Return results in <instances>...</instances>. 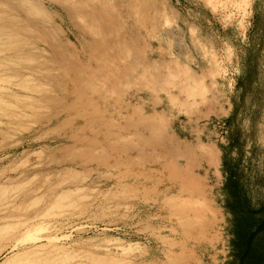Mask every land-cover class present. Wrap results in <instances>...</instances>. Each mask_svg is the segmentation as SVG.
Returning <instances> with one entry per match:
<instances>
[{
    "label": "rangeland",
    "instance_id": "rangeland-1",
    "mask_svg": "<svg viewBox=\"0 0 264 264\" xmlns=\"http://www.w3.org/2000/svg\"><path fill=\"white\" fill-rule=\"evenodd\" d=\"M157 3L144 39L148 62L166 73L155 91L112 70L96 75L81 46L89 37L47 4L59 42L103 83L80 101L104 122L41 101L28 108L31 99L0 115V225L35 233L46 222L41 242L61 264H264V227L240 262L264 219V0ZM24 71L45 82V71ZM146 118L163 124L160 139ZM63 189L73 195L44 215Z\"/></svg>",
    "mask_w": 264,
    "mask_h": 264
},
{
    "label": "bare ground",
    "instance_id": "bare-ground-1",
    "mask_svg": "<svg viewBox=\"0 0 264 264\" xmlns=\"http://www.w3.org/2000/svg\"><path fill=\"white\" fill-rule=\"evenodd\" d=\"M47 4L61 7L69 23L89 37L81 41V46L88 60L95 61L96 75L102 76L103 71L112 70L118 78L145 81L146 89L155 91L157 86L161 89L159 82L166 73L159 64L152 66L148 62L144 44L145 35L149 37L156 25L154 14L148 9L156 12L157 0H0V115L11 116L9 109L16 108L15 102L31 99L33 102L23 103L28 108L41 101L59 107L58 114L64 112L72 118L81 116L83 124L92 125L97 119L104 122L94 108H90L87 115L82 113L87 108L80 101L86 89L98 91L103 83L95 85L92 81L95 74L78 62L73 50L59 42ZM137 14L140 15L137 17ZM128 19L138 23L145 34L139 29L137 32ZM119 23L124 27L122 32ZM105 48L112 50L115 59L105 56ZM28 69L45 71V82L39 81L35 73L24 71ZM32 93H38V98ZM59 95L71 99L72 103L65 105ZM132 109L134 113L130 115H139L135 108ZM35 115L41 122L52 120L51 116ZM141 124L150 132L152 126V135L160 139L161 122L146 118ZM82 142L91 141L84 139ZM68 174L64 172L65 176ZM71 191L55 192L43 214L59 212L65 205L64 199L73 195ZM42 198L41 195L38 200ZM46 224L35 222V233L32 228L22 230L15 224L0 225V264H61L63 259L53 254L56 248L41 242L43 237L50 240V236L42 233ZM97 264L124 262L99 259Z\"/></svg>",
    "mask_w": 264,
    "mask_h": 264
},
{
    "label": "trees",
    "instance_id": "trees-1",
    "mask_svg": "<svg viewBox=\"0 0 264 264\" xmlns=\"http://www.w3.org/2000/svg\"><path fill=\"white\" fill-rule=\"evenodd\" d=\"M264 227V219L260 222V224L255 228V230H253L247 237H246V246H245V250L241 256V260L240 262H243L244 259L249 256L250 254V246H251V242L254 239V237L256 236V234L261 231Z\"/></svg>",
    "mask_w": 264,
    "mask_h": 264
}]
</instances>
